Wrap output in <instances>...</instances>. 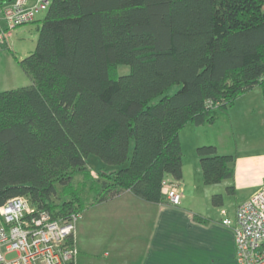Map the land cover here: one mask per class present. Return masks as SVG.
<instances>
[{"label": "trees", "instance_id": "16d2710c", "mask_svg": "<svg viewBox=\"0 0 264 264\" xmlns=\"http://www.w3.org/2000/svg\"><path fill=\"white\" fill-rule=\"evenodd\" d=\"M44 11L18 59L31 81L0 90V204L27 195L66 217L126 190L163 201L164 179L183 175L180 130L228 119L256 85L264 96V0H51ZM197 152L206 182L234 176V154ZM91 153L104 162L96 177Z\"/></svg>", "mask_w": 264, "mask_h": 264}, {"label": "crops", "instance_id": "0c3cea01", "mask_svg": "<svg viewBox=\"0 0 264 264\" xmlns=\"http://www.w3.org/2000/svg\"><path fill=\"white\" fill-rule=\"evenodd\" d=\"M8 1L0 0V17ZM42 16L37 14L35 19ZM33 22L39 30L38 22ZM0 24L5 26L2 18ZM27 26L22 24L13 29L7 44L0 47V59L7 56V48L13 49L11 36L15 32L16 36L23 35ZM12 52L17 57L14 49ZM17 66L11 60L5 68L7 75H20ZM7 75L0 78V90L20 86L9 84L13 76L9 80ZM252 89L236 98L229 108L228 119L219 117L228 123V131L222 134L221 141L226 135L231 138L230 130L239 129L242 135L239 149L219 150L220 138L217 144L213 142L219 152L235 155L232 178L206 182L197 152L202 140L194 135L185 149L180 135L181 202L174 204L167 197L159 202L147 201L130 190L106 200H91L77 220L75 243L79 253L75 264H237L235 234L222 219L234 218L238 204L264 184V106L246 99ZM215 122L206 123L214 125ZM200 125L194 124L193 129Z\"/></svg>", "mask_w": 264, "mask_h": 264}, {"label": "built area", "instance_id": "2783aa9c", "mask_svg": "<svg viewBox=\"0 0 264 264\" xmlns=\"http://www.w3.org/2000/svg\"><path fill=\"white\" fill-rule=\"evenodd\" d=\"M50 3L51 0L6 2L1 9L5 26L0 24V47L7 44L16 26L32 22ZM162 193L172 203H180V181L165 178ZM80 216L81 211L55 216L27 195L8 198L0 204V264H75ZM222 221L233 228L237 264H264V184L238 204L234 218L225 217ZM9 252L16 254L7 258Z\"/></svg>", "mask_w": 264, "mask_h": 264}, {"label": "rangeland", "instance_id": "374dc122", "mask_svg": "<svg viewBox=\"0 0 264 264\" xmlns=\"http://www.w3.org/2000/svg\"><path fill=\"white\" fill-rule=\"evenodd\" d=\"M40 14L44 15L45 11H41L38 13V15H40ZM23 25L24 26L29 25V26H27V30H25V33L23 35L20 34L19 36H16L17 32H15L14 37L11 36V41H12V39L14 40L12 42L13 43L12 48L14 49V52L17 54L16 55L17 57H15L14 53L12 52V50H13L12 48H11L12 50L7 48L5 50L7 53V56L2 57L0 59L1 60L0 61V67H1L0 68V78L2 77V75L6 76L8 74V72H7L8 70L5 68H8L10 66L11 60L13 61V63H15V65L16 64L18 65L17 67H18V71H20V75H17V76H13L14 74L7 75L9 80H10V77L13 76L11 78L13 80H11L9 83L12 85H14V84H18V85L28 84L31 81L27 72L19 65L17 58L18 59H19V57L21 58L25 53L30 52L29 50L34 49V47L36 46L37 38H38V30H37V25L35 22L25 23ZM19 26H21V25H18L17 27H19ZM30 29L32 31H30ZM8 55L11 58H9ZM15 60L17 61V63ZM118 70H119V73H127L130 71V65H128L126 63L119 64ZM3 85H4V83H3ZM5 85H7V83ZM246 99H249L250 101L255 102L257 105L262 104L264 106V96H263V92H262V87L260 85L254 86L253 89L248 94V96H246ZM220 116H222V115H220ZM219 117L217 118L214 125H210L209 123H204V124H201L200 126H196L197 127L196 130L193 129L194 123H188L187 125H185L180 131V135L182 137L184 148L188 149L190 142H191L190 141L191 137L193 138V137H195L194 135H197V137L200 140H202L203 143L216 142V144H217L218 143L217 141L220 138L219 150H224V149H228V148H233V150H234L235 147H237L239 149V147L241 146L240 145L241 143H239V140H240V137L242 136L240 134L239 129L235 128V129L230 130L231 138H228V135H226V137L224 138V141L223 142L221 141L222 140L221 139L222 134H224V132L228 131V123L225 122V120H224L225 117H224V119L222 117L221 118H219ZM194 139H197V138H194ZM221 144H223V145H221ZM189 156H191V152L189 153ZM189 162H191V157H189ZM88 163H89V166L94 171V174H93L94 177H96V171L104 163L103 160L101 159V157L99 155H97L95 153H91L88 157ZM81 180H83L81 174H76L75 178H74V181H75L74 184H76L77 187H79L78 181H81ZM15 254H16L15 252H9L6 254V257L12 258L15 256Z\"/></svg>", "mask_w": 264, "mask_h": 264}]
</instances>
